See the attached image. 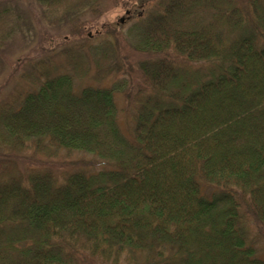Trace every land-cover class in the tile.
I'll use <instances>...</instances> for the list:
<instances>
[{
    "label": "trees",
    "instance_id": "trees-1",
    "mask_svg": "<svg viewBox=\"0 0 264 264\" xmlns=\"http://www.w3.org/2000/svg\"><path fill=\"white\" fill-rule=\"evenodd\" d=\"M137 16L129 33L154 58L126 93L130 133L117 86L75 88L108 60L87 41L94 24L48 37L0 95V264H264L251 224L264 229V0H158ZM20 20L0 0V77ZM63 150L99 161L57 162Z\"/></svg>",
    "mask_w": 264,
    "mask_h": 264
},
{
    "label": "rangeland",
    "instance_id": "rangeland-1",
    "mask_svg": "<svg viewBox=\"0 0 264 264\" xmlns=\"http://www.w3.org/2000/svg\"><path fill=\"white\" fill-rule=\"evenodd\" d=\"M9 2L15 9L17 15L20 16V25L18 27L16 38L11 41V48L3 53L6 60V70L0 77V85L4 82V89L0 87V95H4L17 79L18 75L27 62L36 57H44L51 51H43L42 44L47 42L48 37L65 35L69 38L68 30L71 20L85 22L86 24H94L89 34L91 38L87 40L90 44L103 46L107 44L108 60L105 61V68L100 72H96L94 60L92 61V73L85 78L75 79V88L80 89L88 84H103L117 86L116 99L118 102V115L120 125L123 131L130 133L128 125L132 122L131 116L134 113L132 107L133 102L126 97L127 91H134L135 82L137 80L138 71L140 70V61L153 59L150 54L139 52L136 49V41L129 33V29L135 22L138 21V14L146 15L147 11L152 9L158 0H102L103 11L98 14L91 8H86L76 15L61 16L60 13L45 12L39 6L37 0H5ZM128 2L129 7H125V2ZM127 10H131L132 16L129 17ZM120 19L122 20L120 22ZM108 22L110 28L116 30V33L106 31L98 23ZM102 25V24H101ZM81 40L74 38L68 39V45L77 44ZM42 42V43H41ZM66 46V45H64ZM47 49L48 47H44ZM105 49V46H104ZM21 58L23 65L17 68L16 73H13L15 60ZM88 61H90L88 57ZM94 74H102L103 80L98 81L93 76ZM26 153L18 157V166L21 167L30 163L34 159ZM65 151H62L61 158L57 162H66L71 164V160H85L98 162L99 160L90 154L76 153L69 159L64 158ZM253 227L252 240L256 245L264 249V229L254 222H251Z\"/></svg>",
    "mask_w": 264,
    "mask_h": 264
},
{
    "label": "flooded vegetation",
    "instance_id": "flooded-vegetation-1",
    "mask_svg": "<svg viewBox=\"0 0 264 264\" xmlns=\"http://www.w3.org/2000/svg\"><path fill=\"white\" fill-rule=\"evenodd\" d=\"M131 12V11H130Z\"/></svg>",
    "mask_w": 264,
    "mask_h": 264
}]
</instances>
